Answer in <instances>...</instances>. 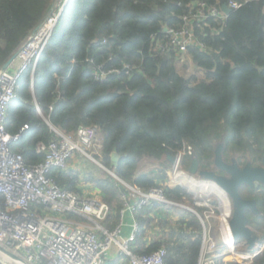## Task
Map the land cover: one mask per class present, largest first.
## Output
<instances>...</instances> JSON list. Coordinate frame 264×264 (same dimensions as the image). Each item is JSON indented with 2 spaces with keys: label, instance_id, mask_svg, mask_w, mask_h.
<instances>
[{
  "label": "trees",
  "instance_id": "16d2710c",
  "mask_svg": "<svg viewBox=\"0 0 264 264\" xmlns=\"http://www.w3.org/2000/svg\"><path fill=\"white\" fill-rule=\"evenodd\" d=\"M228 1L0 0V70L30 34L62 8L33 76L31 71L25 73L8 107L7 134H17L26 124L29 127L11 150L31 166L43 161L36 145L56 140L50 128L67 134L95 128L104 167H110L111 156L116 155L113 173L118 179L143 192L162 187L177 204L188 202V194L160 185L165 181V167L140 173L143 161L162 167L168 163L167 154L176 156L192 148L199 161L207 163L213 143L226 133V153L240 154L242 160L249 152L260 163L264 154V0L245 3L224 20L207 18L190 25L195 44L187 48L184 58L203 73L201 79L180 74V55L165 33L183 28L182 19L197 10H191L194 4L222 8ZM48 178L61 191L79 193L78 174L54 169ZM95 183L111 212H119L122 188L107 175ZM0 209H5L1 197ZM173 210L179 215L178 231L171 228L150 242L144 237L155 220L144 207L136 210L139 231L133 254L165 249L164 264H198L200 221L190 212ZM263 222L260 217L254 223L261 236ZM263 261L260 256L253 264Z\"/></svg>",
  "mask_w": 264,
  "mask_h": 264
},
{
  "label": "built area",
  "instance_id": "2783aa9c",
  "mask_svg": "<svg viewBox=\"0 0 264 264\" xmlns=\"http://www.w3.org/2000/svg\"><path fill=\"white\" fill-rule=\"evenodd\" d=\"M252 1L254 0H229L226 6L230 10H237ZM195 9L197 10L194 14L182 19L183 28L165 30L171 46L180 55L181 64L185 62L187 48L195 44L190 25L207 18L224 20L226 17L221 8H207L205 4H194L191 10ZM61 11L62 8L35 29L15 54L9 68L0 71V197L5 208L0 209V247L20 259L13 261L0 254V264H100L102 255L112 246H117L119 251L128 257L129 264H164L165 249L149 255L133 254L130 246L135 239L136 224L134 233L120 241L118 228L106 232L101 231L99 227V223L111 214L108 205L96 198L81 199L72 193L61 191L48 178L54 169L66 171L69 161L75 154L99 164L96 156H99L101 146L95 128H79L73 134L51 128L56 140L49 144L36 145L35 151L43 156V161L31 166L24 162L20 154L11 150L12 144L18 142L29 127L26 124L17 134H7L5 119L8 107L15 98V89L22 77L28 71L33 72ZM184 155L185 151H182L175 156L173 179L177 182L180 178L177 170ZM179 183L183 186L181 182ZM127 189L136 200V205L131 208L133 211L152 203L182 207L172 203L162 187L152 188L147 192H141L135 187ZM208 189L213 192L206 191V198L213 195L220 207L221 192L217 188ZM32 205L39 206L49 214L43 217L36 214L31 209ZM67 213L92 221L93 228L62 219L61 216ZM215 214H220V245L213 241L210 228L206 224V221ZM196 216L202 226L198 264H214V261L220 259L225 262L227 257L232 263L253 264L256 258L264 255V239L251 251L245 250L243 243L233 241L227 224L230 212H203L201 216L197 214ZM100 232L103 236L98 235ZM240 248L244 251H238ZM261 264H264V261Z\"/></svg>",
  "mask_w": 264,
  "mask_h": 264
},
{
  "label": "crops",
  "instance_id": "0c3cea01",
  "mask_svg": "<svg viewBox=\"0 0 264 264\" xmlns=\"http://www.w3.org/2000/svg\"><path fill=\"white\" fill-rule=\"evenodd\" d=\"M100 152L102 153V151H100ZM100 158H101V154H99V157L96 156V160L99 163V164H97L95 162L88 160L86 157H84L80 154H75L73 156V158L69 161L67 170L64 172H66V173L70 172L72 174H78L79 178H80V184L78 185L79 193H77V194L72 193V194L76 195L78 198H81V199L96 198V199L105 203V201L103 200V194L96 187L95 181L104 180L106 175L113 178L115 183L118 184V186L120 188H122V191H121L122 193L120 194V197H119V200L121 203V209L119 210V212H111V214L103 222L99 223V227H100L101 231H106V232H112L118 228L119 229V240L123 241L134 233V225L136 224L137 230L134 233V238H136V235L139 231V226H138V222L136 221V215H135L136 210L133 211L131 209L133 206L136 205V200L131 196V193L127 189L128 187H132V186H130L127 183H125L124 181L118 179L114 175L113 172H114V169L116 168L117 163H118V157L116 155L111 156L110 167H104L100 162ZM168 163L170 164L169 161H168ZM59 171H62V170H59ZM152 171H155V170H152ZM137 174H138V170H137ZM163 177H164L165 181L160 185H165L170 189H174V187L171 188V186L169 187V185H167L168 180L165 178V175ZM120 182H122L123 184H121ZM124 184H125V186H124ZM135 188H137V187H135ZM123 189H124V191H123ZM139 190L141 191V189H139ZM141 192H143V191H141ZM203 203L206 204L205 201ZM105 204L108 205L107 203H105ZM108 207L110 208L109 205H108ZM174 207L177 209L186 211L185 208L176 207V206H174ZM144 208H145L146 214L149 215L150 218H153V220H155L153 222V224H151L149 226V229H148V231L144 237V240L146 242H150L153 239H157L160 236H162L164 233L166 234L168 232H171V230H170L171 228H172L173 232L178 231L177 222L179 220V215L177 212H174L173 206L171 207V206H166V205H162V204L152 203V204H150V206H145ZM31 209L33 211H35L36 214H38L42 217L44 215L49 214L48 212H45L39 206H36V205H32ZM112 210H114V208H112ZM190 213L194 214L195 216H196V214L201 216L203 212L200 214L198 212L197 213L196 212H190ZM61 218L66 220V221H69L73 224L82 225V226L91 227V228H93V224H94L92 221H89L86 218L79 217V216L72 214V213L64 214L61 216ZM160 220H162L163 222L164 221L167 222V224L162 223L163 226L162 225L160 226V224L157 223ZM98 235L103 236V234L101 232ZM257 235H259V234H257ZM263 239H264V236L261 237L260 241H262ZM213 241L216 244L220 245V238L218 240L213 239ZM133 243L130 246V249L132 252H133V248L135 246V245H133ZM239 243H243V242L241 241ZM262 256H264V255H262ZM227 261H228V259L225 262H223V260L220 259V260L214 261V264L232 263V262H227ZM100 264H129V259L126 255L122 254L119 251L117 246H112L108 252H106L104 255H102V259H101Z\"/></svg>",
  "mask_w": 264,
  "mask_h": 264
},
{
  "label": "water",
  "instance_id": "95a60500",
  "mask_svg": "<svg viewBox=\"0 0 264 264\" xmlns=\"http://www.w3.org/2000/svg\"><path fill=\"white\" fill-rule=\"evenodd\" d=\"M222 12L227 16L231 10L226 5L221 8ZM15 55L8 60L0 71H5L9 68L10 64L14 60ZM33 76V75H32ZM226 133L220 136V139L213 143L212 155L208 160V164H212L213 168L207 171L199 170V159L192 148H188L189 166L187 168V174L198 178V183L204 182L214 185L219 191L228 196L230 199L233 212L232 217L228 220V228L230 230L233 241L241 240L245 246V250L251 251L260 242L261 237L253 232L252 228L248 226V218L245 215L244 210L254 202H244L241 199L240 187L246 186L254 188L256 185H261L264 188V167H252V163L247 154L244 166L240 169L237 156L229 159V163L225 162L224 151L226 147ZM170 164H174L175 157L166 155ZM116 160V159H115ZM264 165V154L261 159ZM198 169V170H197ZM222 172V176H216V171ZM0 254L13 261H20L19 258L0 247Z\"/></svg>",
  "mask_w": 264,
  "mask_h": 264
},
{
  "label": "rangeland",
  "instance_id": "374dc122",
  "mask_svg": "<svg viewBox=\"0 0 264 264\" xmlns=\"http://www.w3.org/2000/svg\"><path fill=\"white\" fill-rule=\"evenodd\" d=\"M183 65H186V66L183 67ZM178 70L180 71V74H184L187 77L195 76V77L201 79V77L203 76V73H200L198 70L194 69L192 64L189 63V61H187V60L183 64L178 65ZM231 153L236 155L235 152H231ZM231 153H229V154H231ZM90 154L95 157V155H93V153L90 152ZM248 154H250V153L248 152ZM236 156H237V160H238L239 165L245 164L246 157H250V158H248V160H250L252 164H257V162H254L252 160L251 156H246L244 159L242 158V160L239 159L241 156L240 154H238ZM183 160H184V157L182 159V162H183ZM182 162H181V165L179 166L180 168L177 170L178 176L182 174L184 176H187L188 179L194 181L196 184L202 183V184L208 185L207 183H204V182L198 183L197 182L198 178H196V176L192 177V176L188 175L187 174V168H186V166H184V167L182 166ZM175 166H176L175 163L174 164L167 163L161 167L160 163H158V162H155L152 160H149V161L146 160L140 164L139 172L140 173H147V172H150L152 170L160 171V170L164 169V167H165V169L162 170V172L165 175V178L168 180L167 185H169V187L171 186V188L177 187V188L182 189L190 197V200L188 202L184 201V204H178V205L184 207L186 209V212H196L197 213L195 208L202 210V212H223V210H221V208L218 207L217 200H215V198L212 197L213 195L210 196V198H206V194H207L206 191L202 192V191H200V189L198 187L194 188L196 190V192L195 191L189 192L184 186H180V183L173 179V172H174ZM208 192H213V191H208ZM223 199L225 200V198H223ZM204 201L206 202V204L203 203ZM190 202H192V203H190ZM227 202H228V212H230V205H229L228 199H227ZM172 203H174V202H172ZM174 204L177 205V203H174ZM173 208H175V207L173 206ZM219 223H220V214H215V216L209 218L206 221V224L210 228V236L214 240H218L221 237L220 236L221 232H220ZM262 229H264V222L262 225ZM254 230H255V232H258V230L256 228ZM238 251L243 252L244 249L240 248V249H238ZM227 259H228V257H227ZM230 261L231 260L228 259L227 262H230Z\"/></svg>",
  "mask_w": 264,
  "mask_h": 264
},
{
  "label": "flooded vegetation",
  "instance_id": "af4514ba",
  "mask_svg": "<svg viewBox=\"0 0 264 264\" xmlns=\"http://www.w3.org/2000/svg\"><path fill=\"white\" fill-rule=\"evenodd\" d=\"M226 151V150H225ZM224 151V157H225V162L229 163V159L232 158L234 155L228 154ZM184 160L186 161V167L189 166V157H188V148L185 149V155H184ZM243 165H239V168L241 169ZM252 167H259V168H263L264 165L262 164V162L256 164H252ZM211 168H213L212 164H208V163H199V170L201 171H209L211 170ZM197 169V170H198ZM216 171V170H215ZM216 176H222L223 173L216 171L215 173ZM261 185H256L254 188H250V187H246V186H242L240 187V195H241V199L244 202H254V205H251V207H248L244 210L246 217L248 218V226L250 228H252L254 233L259 234L258 232H255V228H254V223L257 222V220L260 217H264V211L262 210V208H264V188ZM224 198L225 200L229 201V205H230V217H232V212H233V206L232 203L230 201V199L228 198V196H226L225 194ZM228 203V202H227ZM230 219V218H229ZM256 220V221H255ZM253 226V227H252ZM260 235V234H259ZM237 242H241V240H237Z\"/></svg>",
  "mask_w": 264,
  "mask_h": 264
},
{
  "label": "bare ground",
  "instance_id": "6f19581e",
  "mask_svg": "<svg viewBox=\"0 0 264 264\" xmlns=\"http://www.w3.org/2000/svg\"><path fill=\"white\" fill-rule=\"evenodd\" d=\"M179 182L182 183V185L189 191V192H193L196 190L194 188L198 187L200 189V191H209L207 190V188L211 187L212 189L216 190V188L212 185H205V184H196L194 181L188 179L187 176H184V175H180V178H179ZM219 192V191H217ZM220 193V192H219ZM224 196L223 194H219V200H220V208L221 210H223V212H228V203L227 201H225L224 199Z\"/></svg>",
  "mask_w": 264,
  "mask_h": 264
},
{
  "label": "clouds",
  "instance_id": "9594fccd",
  "mask_svg": "<svg viewBox=\"0 0 264 264\" xmlns=\"http://www.w3.org/2000/svg\"><path fill=\"white\" fill-rule=\"evenodd\" d=\"M35 69V68H34ZM33 73H34V70H33V72L31 71V76L33 75ZM175 157V156H174ZM209 185H211V184H209ZM214 186V185H213ZM221 192V191H220ZM222 193V192H221ZM223 194V193H222Z\"/></svg>",
  "mask_w": 264,
  "mask_h": 264
}]
</instances>
